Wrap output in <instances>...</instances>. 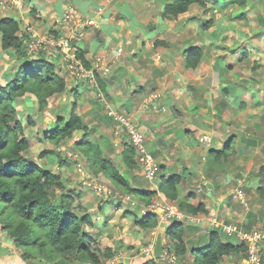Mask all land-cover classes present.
<instances>
[{"label":"crops","instance_id":"0c3cea01","mask_svg":"<svg viewBox=\"0 0 264 264\" xmlns=\"http://www.w3.org/2000/svg\"><path fill=\"white\" fill-rule=\"evenodd\" d=\"M171 1L172 0H27L26 6L33 12L32 16L36 20L35 25L43 28L45 30L43 33H50L51 35H59L62 33L64 31H62L63 25L70 26L73 20L71 17L74 16L76 11H79V15L85 19H90L92 13L94 12L95 14V11L98 10L97 17L91 20L95 22L96 19L97 24L98 21L100 22V30L105 34V36H103L105 40L103 42V37H98L96 32L93 33V35H88V38H86L82 46L86 45V57L90 61V68L93 67V64L96 62L95 60L100 53L102 54V51L108 54V56L103 57L104 60L107 61L108 69L110 70L108 74H111V71L114 72L111 78L116 79L115 85H118L112 90V94L110 93V98L113 97V93L116 92L119 85L122 84L125 96L123 101H119L121 111L129 113V111L133 110V114H137L135 115L136 120L139 121L144 128L150 130V125L155 127L153 124L155 120V123H164L166 119L164 115L165 111H168V115L171 117L177 114L172 118V122L170 121L171 123L166 122L167 128L163 132H170L169 136L175 135V137L180 140V144L190 141L189 148L186 149L188 156L185 155V158L178 159L177 162L174 161L170 166H168L165 160L164 164L168 166H166L165 169L171 170V172L167 173V177L161 176L162 178L158 183L159 187L164 177L168 180L171 179L173 175H178L182 178L177 187L179 197L195 207H203L204 210L199 211L197 213L198 215L205 216V214L209 212H215L219 217H225L229 220L230 218L227 217L229 212L236 214L240 205L232 195L230 197L228 196L230 191L235 190L233 187L234 181L232 182V186L230 185V181L233 178L228 182V186L226 184L224 185V181L221 180L224 175L230 173L228 171L230 167L221 166V162L224 161V159H221L222 161L220 160V162H218V167L213 168L212 165L214 164H212V159L208 156V150L209 148L216 150L228 148L230 153L235 155L239 153V151H237L238 141L244 138L249 140L248 146L245 148L247 151L252 150L257 153V155L261 156V153L264 155V136L261 138L262 133L260 132L261 135H256V138L249 139V128L244 125L240 128L242 112L243 114L248 113L246 111L251 109L252 106H256L257 110L260 107L261 110L254 113V115L250 113L245 116H254L258 122L264 123V88L261 92L260 88L259 90L253 88V81L256 80L257 76L261 77V74H264V72L256 68V63L253 61L252 66L245 69L248 70L245 73L248 75H245L246 77H240L238 65H245V67H247L246 63L253 58L251 53L252 48L247 47L248 42L252 46V39L249 38L245 46H241L240 43L233 44V42L230 43L229 46H225L223 38L225 34L228 33V30H230L229 25L231 18L223 20L216 19L215 21V17L206 18V14L209 12L212 13V10H214L211 4L208 3V8H204L199 3H193L189 6L188 10L178 18L164 19L162 13L165 6ZM5 11L6 10L0 8V21L6 18L5 15H3L7 14ZM236 14L237 12L234 13L233 19H237ZM11 15L12 14H10V16ZM20 16L21 14H18L16 16H11V18L23 21V17ZM66 16L71 18V21L70 19L69 21L68 19L64 20ZM210 22L212 26L211 29H208L211 32L210 36H204L203 34L198 36L197 33H199L200 30L205 31ZM193 28H200V30L197 32ZM35 30L37 32L39 29L35 27ZM244 30L245 31H240L237 29L236 35L243 36V33L247 34L250 32V34H252L255 32L251 27ZM39 31L37 34H39ZM184 31H189V34L185 35ZM257 32H259L261 36L264 35V29L257 28ZM193 38H199L200 40H193ZM110 44L113 46L108 48ZM202 44L205 48L200 60L201 63L196 67V69L198 68L199 70L198 75L195 79L191 77L192 82L189 81L190 79L187 82L182 81L183 79H180L182 72L187 73L189 69H191V72L194 70L187 66V51L195 46L202 47ZM256 44H259V41H257ZM156 45L157 47L155 50L153 47ZM210 46L214 47L212 53L217 54H212V59L208 54ZM110 49H112V51H110ZM156 53L163 56L162 60L158 61V65L162 66L163 64L162 75L172 72L177 76V79L170 83L171 86H173L171 88L169 86L163 87L164 84L159 81V77L152 71L153 65L151 66V63H149L148 69L144 68V58L142 59L141 57H146V59L153 62L152 58H155L153 55ZM207 58H209L213 64L218 61L223 64L222 60H224L225 64L228 61H232L233 66L231 69L237 68L238 70L236 69V72L231 70V73H235L236 76H227L226 80L222 81L218 72L221 69H215L212 65H208ZM206 67H210V71L205 73L208 69ZM252 72L256 74V77H252ZM96 73H98L105 82L108 74L98 71L97 68ZM258 82L261 83V81ZM131 85L134 87L133 90H136L135 93L129 91ZM74 86H76V92H78V90L80 91V97H84V92L95 98L97 95L99 97L101 96L98 94L100 90L92 88V90H90L89 87L85 88L84 86L78 85ZM137 89L141 91L138 99ZM168 89L171 90L170 94H168ZM244 89L248 92H245ZM161 92H163V96ZM158 93H160L159 99L156 96ZM27 95L33 96V94H26L25 97H30ZM66 95L67 94H63L61 99L64 96L66 97ZM115 96L117 97V95ZM153 96L155 97L153 98ZM25 97L23 96L22 99ZM148 97L151 99L149 104L147 100ZM87 100L90 101L89 99ZM99 100L104 106L110 104L103 99V97H100ZM136 101L141 102V107L145 105L147 109L150 108L145 118H140L138 116V113L142 110H135V108L130 107V104L133 102L136 103ZM146 101L147 103L144 104ZM95 103L96 102L93 100L88 105L93 106L87 111V114L90 115L92 119H94L92 116L95 110ZM156 106L161 108L163 113L159 114L160 109H157ZM219 106L221 109H218ZM117 107L118 106H116V108ZM79 114L83 120L86 121V113L84 116L81 113ZM153 115L154 117L152 118ZM97 116L100 117V115ZM168 120H170V118H168ZM182 120H184V123ZM223 120L227 121L225 123L228 124L223 126ZM170 124H172V126H170ZM209 126L211 128H208ZM49 127L50 123L47 124V128ZM154 129H156V127ZM235 129L237 131H233ZM239 129H241L242 132L238 134ZM262 129H264V127H261V130ZM158 130L159 128L156 129V132ZM178 130H183L185 136L184 141L180 139ZM257 133H259V131H257ZM76 134L77 136H81V138L83 135L85 136L83 130H78ZM210 135L215 136L212 137V139H215V142L208 144V146L202 144L201 142L203 141L201 139ZM260 142L263 143L262 148L260 149L258 147L256 149ZM123 143L125 144V141ZM192 143L195 144L193 145ZM161 151L163 150L158 149L156 152L161 153ZM152 152H155V150ZM193 154H195V157H193ZM260 156L259 160H262ZM179 163L180 165H178ZM185 163L188 165L182 167ZM216 164L214 166H216ZM226 164L230 166L231 156L228 158ZM249 167L251 170L254 168L252 171H257L258 169V167H254L252 162ZM259 168L264 174V163L261 162ZM175 170H179V172ZM254 174L248 176H251L253 179L258 178V176H254ZM236 179L237 178H235V180ZM262 182H264V180ZM225 186H227L228 189L224 188ZM147 189L154 191V186L150 184ZM157 195L171 202L164 188L161 187ZM89 208L90 211L92 208ZM240 211L241 209H239V212ZM190 227L191 228L187 227L185 240L188 242L189 239H192L191 241L197 242L194 243L195 246H199L201 237L208 236L209 232L212 230V227H210L208 223ZM188 230L191 232H188ZM194 232H196V234L190 237V233L193 234ZM165 233L162 237L164 250L168 247ZM150 243H152V241ZM153 243L155 244L156 241H153ZM236 257L237 255L234 254L227 256L220 264H233L232 262L236 260ZM152 258L155 259V261L153 260L152 262H157L156 264H167L162 257L157 259L152 256Z\"/></svg>","mask_w":264,"mask_h":264},{"label":"rangeland","instance_id":"374dc122","mask_svg":"<svg viewBox=\"0 0 264 264\" xmlns=\"http://www.w3.org/2000/svg\"><path fill=\"white\" fill-rule=\"evenodd\" d=\"M211 4L212 13L209 12L206 14V18L208 17H215L214 21L216 19L223 20V19H230V30H228V33L225 34L223 38V42L225 43V46H229L230 43L233 42V44L240 43L241 46H245L247 44V40L249 38L252 39V46L248 42L249 48H252L251 53L253 55L252 60L250 59L249 62L245 65H238V72L240 74V77H246L245 74L248 70H245L246 68H250L253 64V61L256 63V68H258L261 72H264V35H260L259 32H257L258 29H264V0H251L252 5L248 6L247 8H241L240 6H237L236 4L227 5L231 3L232 0H219L220 2H215L213 0H208ZM27 2V1H26ZM214 2V3H213ZM1 8V7H0ZM4 9V8H3ZM5 15L6 19L11 18V16H16L18 14H21L20 17H23V27L26 29L29 27H32L35 29H41L39 31V34L44 35L43 33L45 30L43 28H40V26L35 25L36 20L33 18V12L29 10L27 6H25L21 10H15L14 8H7ZM79 12V11H78ZM77 11L74 15L75 18H73L70 27H67L63 25L62 27L73 29L75 25L74 23H77V19L81 16L79 15ZM97 11L92 13V16L90 19H84V22L86 24L87 31H85V36L88 38V35H93V33L97 32L98 37L105 36L104 33H102V30H100V22L95 19V22L91 20L92 18L97 17ZM236 18L233 19L234 13H236ZM10 14H12L10 16ZM90 14V13H89ZM183 20V19H182ZM213 21V23H214ZM245 21V22H244ZM226 22V21H225ZM35 26V27H34ZM58 26V25H57ZM212 26L207 27L206 30H200V28H193L197 32L200 30L199 33H197L198 36H201L202 34L204 36H210V30ZM248 27H251L255 30L254 33L250 34L248 32L247 34L243 33V36H237V29L240 31H245L244 29H247ZM192 29V28H191ZM65 30L62 28V31ZM36 31V30H35ZM37 31V32H38ZM63 33H66L65 31ZM62 33V34H63ZM185 35L189 34V31H184ZM236 36V37H235ZM95 37V36H94ZM92 37V38H94ZM199 38H193V40H198ZM103 42L105 38H102ZM200 40V39H199ZM257 41H259V44H256ZM83 43V42H82ZM29 44V42H28ZM157 44V43H155ZM110 46H113L110 44ZM156 46L153 48L156 50ZM202 48L204 50V45L202 44ZM209 56L212 59V54L217 55L216 53H212L213 46L209 47ZM48 49V48H47ZM50 50V49H48ZM51 51V50H50ZM112 51V49H110ZM99 54V53H98ZM91 55V54H90ZM243 55V54H242ZM58 54L52 55L51 58H58L59 65L57 67L59 75L63 76L66 81L75 83V77L72 73V70L67 66L66 62L63 61L62 57H57ZM104 56H108V54L104 53L102 51V54L97 57L95 60L96 62L93 64V69H98V71L106 72L107 74L110 72L108 69L107 61L104 60ZM155 58L152 61H149L146 59V57H141L143 59L144 68L148 69L149 63H151V66L153 65V70L156 73V76L159 77V81H161L163 87H173L171 86V82H174L177 79V76L174 73H164L163 72V64L158 65V61H161L163 56L161 54L156 53L153 55ZM13 58V53L6 54L5 58H0V85H4L7 83V81L11 80L12 74L15 70V68L18 66V62H11L10 59ZM94 58V57H93ZM250 58V57H249ZM255 59V60H254ZM142 62V60L140 59ZM106 62V63H105ZM223 64L218 61L217 63L214 62V64L211 62L209 58H207V64L212 65L215 69H221L219 72V77L222 81H225L227 76L230 77V75L236 76L235 73H231V70L236 72V69H231L233 66L232 61H228L226 64L224 60H222ZM216 63V64H215ZM54 64L57 65V62L55 61ZM227 65V66H226ZM227 67V68H226ZM208 68L206 72L210 71V67ZM56 69V71H57ZM194 69L193 72H191V69H189L186 72H182L180 79H183L182 81L187 82L189 79L190 82H192L191 77L193 79L196 78L198 75V68H192ZM166 70V69H165ZM9 71V72H8ZM12 72V73H11ZM114 72L111 71V74H108V77L105 79V82L107 83V91H99L98 94H100V97H103L107 102L111 104L113 108H116V110L121 111V106L119 105V101H123V98L125 96V91L123 90L122 84L119 85L118 90L113 93V97L110 98V93L112 94V90L116 88L118 85L116 84V79L111 78V75ZM252 77H256V74L252 72ZM14 76V75H13ZM113 76V75H112ZM101 77V76H100ZM240 80V79H239ZM253 81V79H252ZM258 81H261L259 83ZM254 82V89L261 90L264 88V74H261L260 76H257L256 80ZM97 84V82L95 83ZM130 84V83H129ZM239 84V81H238ZM90 86L89 89H91ZM99 87V86H98ZM262 87V88H261ZM169 88V89H170ZM134 87L131 85L130 92L135 93L136 90H133ZM168 89V90H169ZM139 91L140 89H137V99L139 98ZM245 92H248L244 89ZM102 92V93H101ZM107 93V94H106ZM171 93V90H169V93ZM67 94L65 99L64 97L61 99L62 95L55 93L53 96L48 97L46 99L47 103L46 105L40 106L39 99L36 96L27 95L30 97H25L22 99V97L17 98L16 100V107L19 111V118L22 119L24 123H26V135H28L31 139L30 143V150L27 152V155L32 158L35 162L39 163H45L46 169L51 171L53 175H56L60 178L62 183H65V195L72 197V200L69 202L72 209L79 213L80 215H83L85 210L87 209L88 212H90L92 219L94 221V227H87V230H89L90 238L88 239L89 247L91 248L92 252H97L100 254L101 262L98 264H146L147 261H155L154 255H146L143 250L149 245V243L152 241H157V238L161 235V238L163 237V234L167 232V229L164 228H157L153 227L152 229H148L146 231L142 230L139 226H137L136 221L137 217H144V214L142 212V208L144 205L153 202L154 200H157L159 197L158 195L152 197L150 202L144 203L141 202V200L138 197H135L134 195L126 192L124 193L123 190L116 187V185L103 173H99L93 166V161H89L87 158V155H85L81 148L78 146L79 143L82 141H89L97 145V143H100V145L103 147L104 154L107 155V157L110 158L111 162H113L115 165H117L121 171V173L129 174V177L131 179V182H135L139 184L140 186L144 188H148L150 184L154 186L155 183H150L145 176L143 175L140 167L137 163H135V168L128 169L125 161H124V154L122 153L123 144L119 137H117L114 133L115 127L117 125V121H115L113 118L109 117H102V115H107V108L104 104L99 100L100 97L97 95L96 98L90 96L89 94H86L84 92V97H75V95H72L71 93H65ZM64 94V95H65ZM117 95V97L115 96ZM161 95L163 96V92H161ZM247 95V94H246ZM157 98L159 99L160 93L156 94ZM155 96H153L154 98ZM156 98V99H157ZM247 98V97H246ZM61 99V100H60ZM89 99L90 101H88ZM244 99V98H243ZM96 102L94 104V112L93 116L94 119L91 118L90 115L87 114V111L89 108L93 106H88L90 102ZM148 104L150 103L151 99L148 97ZM234 101V100H233ZM259 102V100H258ZM74 103H77L76 111L78 113H81L83 116L86 113V121L85 124L89 127V133L86 134L85 130V136L81 138V136H77L75 132V136H73L70 139H67L64 141V143L59 147L53 143H50L44 139V131H47V129H52L51 127V121L52 117L50 116H58L63 115L66 119H69L71 114V109ZM144 102V104H146ZM254 105V102H253ZM43 107V109L41 108ZM130 107L135 108V110H142L140 113H138V116L141 118H145L146 113L150 110L147 109V106L144 105V107H141V102L136 101V103H131ZM159 110V114L163 113L161 111V108L156 106ZM144 108V109H143ZM235 108V106H234ZM218 109H221L219 106ZM134 110V111H135ZM260 107L257 110L256 106H252L251 109H248L243 114L242 112V121H241V127L243 125L245 127L249 128V139L256 138V135H261V138L264 136V129L261 130V127H264L263 122H258L254 116H245L249 115L250 113L254 115V113L260 111ZM167 114V115H166ZM169 112L165 111V121L164 123H158L154 121V125L159 130L156 132L155 127L150 125V129L144 128V126L136 120L135 115L133 114V110L129 111V116L135 119L136 123L138 124V127L141 128V130L144 132V134L147 136V145L149 146L150 150L155 152L160 149L163 150L161 153H158V156H155L158 161L161 164L162 171L160 175L167 177V173L171 172V170H166L165 167L167 165L164 164L165 160L168 163V166L172 164L174 161H178V159L185 158V155L188 156V152H186L189 148V143H179L180 140H178L175 135H170V132L164 133L163 131L167 128L166 122H170L172 118L176 115H173V117L168 115ZM101 115L100 118H98ZM154 115L152 116V118ZM170 118V120H168ZM33 121V122H32ZM161 121V120H160ZM184 120H182L183 122ZM223 126L227 125L228 123H225L227 121L223 120ZM172 122V121H171ZM170 122V123H171ZM50 123V127L47 128V124ZM184 123V122H183ZM218 124V123H216ZM172 126V124H170ZM244 127V128H245ZM208 128H211L210 126ZM163 129V130H162ZM233 131H237L236 129ZM259 131V133H257ZM218 132V131H217ZM221 132V131H220ZM239 132H242L241 129L238 130ZM179 137L181 140H185L184 132L183 130H178ZM116 136V138H115ZM211 136V135H210ZM208 136V137H210ZM211 141H203L201 142L204 145L211 144L215 142V139H212ZM177 143V144H175ZM249 143V140L241 138L240 141L237 143V151L239 153L237 154H231V164L230 166L226 163L228 162V159L221 162V166H228L230 173H227L223 176L221 179L224 181V185L226 184L228 186V182L230 179V185L233 187L234 191H230L229 197L232 195L234 198L235 191H238L239 188H243L248 195V203L250 204V211L248 214H243L242 212H245V210L242 208L243 206L240 204L239 209L241 211L236 214H233L229 212V215L227 216L230 218L229 220L224 218H221L218 216L215 212H209L208 214H205L204 217H208L209 215H216L218 218L225 220V224H232L239 226L242 229H252L257 228L260 231L264 232V199L261 198L258 194V187L262 185L264 182V174L263 171L260 170L261 162L264 163V155L261 153L260 155H257V153L253 152L252 150H246ZM193 145L195 143H192ZM263 143L260 142L256 149L259 147L262 148ZM80 149V150H79ZM231 150V149H230ZM61 151L62 155L66 156L67 163L63 162L62 156H58V152ZM46 152L44 157H41V153ZM154 152V153H155ZM67 155L69 157H67ZM47 156H49L47 158ZM71 156V158H70ZM262 158V160H259ZM193 157H195V154H193ZM191 158V157H190ZM136 160V159H135ZM188 161V159H187ZM251 162L253 163L254 167H258L257 171H252L249 167ZM180 165V163L178 164ZM188 164H183L182 167H186ZM167 166V167H168ZM181 169V168H180ZM251 170V171H250ZM173 171V170H172ZM176 172H179V170H175ZM255 173V174H254ZM254 174V176H258V178L253 179L251 175ZM245 175V176H244ZM248 176V177H246ZM163 178L161 182V187L164 188L166 185L167 178ZM170 177V176H169ZM243 177V178H242ZM246 177V178H245ZM235 178H237L235 180ZM225 186L224 188L228 189V187ZM178 185L176 186V188ZM183 189V187H182ZM165 190V188H164ZM52 195L55 196V202L60 205L61 201V195L63 191H60L59 188L53 187L51 189ZM250 194V196H249ZM129 196V197H128ZM237 199V197H235ZM256 198V199H255ZM235 199V200H236ZM238 200V199H237ZM179 201V200H178ZM178 201L174 203L178 206ZM239 202V201H238ZM92 209L89 211L88 209ZM63 211V208H60V212ZM7 216L9 214V211L5 212ZM209 218V217H208ZM207 218V221H208ZM98 222V224H97ZM3 219L0 218V264H92L89 261H81L80 259L73 258L72 260L65 261L62 260L60 257L58 261L50 260L43 258L39 255L34 256H26L25 251L23 248L18 247V245L15 243V240L11 237V235L8 233L5 225L3 224ZM186 227H188V224L186 221L184 222ZM207 223V222H203ZM202 223V224H203ZM201 224V225H202ZM209 224V223H208ZM210 225V224H209ZM191 226V225H189ZM210 227L215 228L210 225ZM222 231H226L221 228ZM188 232H191L188 230ZM228 232V231H226ZM196 232L193 234L190 233V237H193ZM167 236V234L165 233ZM192 239L188 240V252L186 256H180L178 252H176L177 260L181 264H192L194 261V256L191 251L192 245L195 246L194 243H197L195 241H191ZM168 241V238H167ZM191 241V242H190ZM200 241V240H199ZM209 241V235L201 237V243L205 244ZM110 247V248H109ZM109 248V249H108ZM173 251L175 249L174 245L171 244L170 247ZM246 253H234V255H237L236 260H234L233 264H238L244 256H246ZM262 257H264V243L262 245ZM160 259V258H157ZM150 262V264H156L157 262ZM167 264V261H165ZM264 264V263H263Z\"/></svg>","mask_w":264,"mask_h":264},{"label":"trees","instance_id":"16d2710c","mask_svg":"<svg viewBox=\"0 0 264 264\" xmlns=\"http://www.w3.org/2000/svg\"><path fill=\"white\" fill-rule=\"evenodd\" d=\"M213 1L218 2L219 0ZM193 3H199L204 8H208L209 1L172 0L165 6L162 17L176 19L185 13ZM232 4L244 9L251 6L252 1L232 0L228 5ZM210 26L211 22L207 27ZM84 31H87L86 27ZM30 39V34L23 27L20 19L5 18L0 21V58H5L6 54L13 53V58L10 61L18 62V66L12 74L13 78L6 84L0 85V218L3 219V224L18 247L24 249L26 256L39 255L54 261H58L60 257L65 261L77 258L84 262L98 264L101 262L100 254L92 252L88 245L91 232L87 230V227H94L92 216L87 209L83 215L75 212L69 203L72 197L65 195V183H62L59 177L47 170L45 163L35 162L27 155L31 139L26 135V123L19 118L16 100L26 94H33L39 99L40 106L44 107L47 103L46 99L55 93L63 95L67 92L79 97L80 91L76 92L77 89L74 85L85 88L93 86L92 89L105 92L107 84L96 73V69H94L96 85L85 81H80V83H73L74 80L66 81L63 76L59 75L58 58L50 59L44 53H38L35 57L29 55L27 45ZM85 40L86 36L84 35L83 39L78 40V43L75 42L73 46L77 58L83 62L87 69H92L90 61L86 57V45L82 46ZM202 56V47H192L187 51V66L198 67ZM57 57L61 58V55ZM55 61L57 65L54 64ZM77 106V103L73 104L69 119L63 115L53 116L50 114L52 117L50 128L52 129L44 131L46 141L60 147L78 130L83 129L86 134L89 133L88 125L76 111ZM43 107L40 108L43 109ZM106 116L112 118L109 115H102V117ZM119 138L123 141L121 137ZM122 144L124 161L128 169L132 170L137 163L135 160L136 151L123 142ZM78 146L87 155L88 160L93 161L96 170L107 176L124 193L128 192L144 203L150 202L152 197L157 195L158 191L148 190L131 182L129 174L121 173L119 167L104 154L100 143L96 145L89 141H82ZM208 151L212 164L217 163L216 166L212 165L213 168L218 167V162L221 159L226 161L232 154L228 148L222 150L209 148ZM152 153L158 156L157 152ZM45 154L46 152L41 153V157H44ZM58 156L65 158L63 159L64 163L68 162L65 154L63 156L61 151L58 152ZM67 157L69 156L67 155ZM181 180L182 178L178 175H173L171 179L166 180L164 188L169 200L171 202L179 200V208L187 213L197 214L199 211H203V207H195L179 197L176 186ZM53 187L63 191L60 205L55 202V196L51 193ZM257 190L259 196L264 199V184L260 185ZM60 208H63L62 212H60ZM6 211H9L7 216H5ZM137 218V226L144 231L157 227L159 224L158 215L154 212ZM188 227L191 228L189 225ZM187 229L184 222L178 221L169 226L166 232L168 244L174 245L176 249L174 251L182 257L186 256L189 250L185 240ZM191 251L195 257L192 264H220L227 256L234 253L245 254L247 245L244 241H240L236 234L222 231L221 228H212L209 232V241L199 246H192ZM151 261H147L146 264H150Z\"/></svg>","mask_w":264,"mask_h":264},{"label":"built area","instance_id":"2783aa9c","mask_svg":"<svg viewBox=\"0 0 264 264\" xmlns=\"http://www.w3.org/2000/svg\"><path fill=\"white\" fill-rule=\"evenodd\" d=\"M26 1L27 0H0V7L2 9L14 8L15 10H21L26 6ZM71 18H75V15ZM71 18L66 16L64 20L68 19L69 21L70 19L71 21ZM75 24L76 26L73 29L63 27L66 33H63L64 31L62 32L63 34L59 32V35H51L50 33L44 35L37 34L35 29L28 27L27 32L30 34L31 39L27 45V51L30 55L34 56L38 53H44L48 57L55 54L61 55L63 61L66 62L67 66L72 70L75 82L80 83V81H85L92 85H96L94 69L86 68L83 62L77 58L75 47L73 46L75 42L78 43V40L81 41L85 35L84 28L86 24L82 16H80L77 19V23H74L73 25ZM106 108V114L117 121L114 130L115 135L121 137L127 146L132 147L136 151L135 159L138 166L150 183H155V181H157L156 184H154L156 186L160 182L162 168L160 162L147 145V136L141 128L138 127L135 119L129 116L128 112L118 111L110 104H107ZM201 140L208 141L210 140V137L205 136ZM160 188L161 185L159 187L158 184L154 190L160 191ZM235 197H237L238 200ZM234 199L239 201L243 206L242 208L245 212L242 213L248 214L250 211V204L248 203V197L243 188H239V190L235 192ZM142 212L144 215L149 212L156 213L159 219L158 227L161 228L167 229L174 222L178 221H186V223L191 226H199L203 222H207L215 228H222L231 234H236L237 237L247 245V254L238 264H263V257L261 254L262 245L264 243V232L259 229L252 228L248 230L232 224L227 225L224 223L225 220L218 218L215 214L209 215L208 218L198 214L187 213L186 211L181 210L179 206L162 197L144 205ZM170 247L171 244L169 243L162 255L163 260L170 264H181L177 260L176 252ZM153 249L154 243L152 242L149 243L143 252L150 256L153 255Z\"/></svg>","mask_w":264,"mask_h":264},{"label":"water","instance_id":"95a60500","mask_svg":"<svg viewBox=\"0 0 264 264\" xmlns=\"http://www.w3.org/2000/svg\"><path fill=\"white\" fill-rule=\"evenodd\" d=\"M163 253H164V246L160 235L157 238L156 243L154 244L153 255L155 258H161Z\"/></svg>","mask_w":264,"mask_h":264},{"label":"clouds","instance_id":"9594fccd","mask_svg":"<svg viewBox=\"0 0 264 264\" xmlns=\"http://www.w3.org/2000/svg\"><path fill=\"white\" fill-rule=\"evenodd\" d=\"M27 3V2H26ZM30 55V54H29ZM32 56H34V55H32ZM35 57V56H34ZM95 80H96V78H95ZM96 82H97V80H96ZM67 93V92H66ZM138 164V163H137ZM144 175V174H143ZM155 191V190H154ZM245 191V190H244ZM248 196V195H247ZM241 241V240H240Z\"/></svg>","mask_w":264,"mask_h":264}]
</instances>
